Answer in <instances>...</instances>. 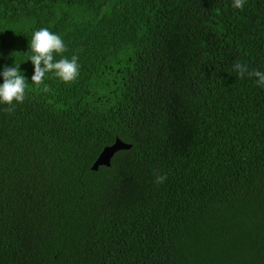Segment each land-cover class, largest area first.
<instances>
[{"label":"trees","instance_id":"trees-1","mask_svg":"<svg viewBox=\"0 0 264 264\" xmlns=\"http://www.w3.org/2000/svg\"><path fill=\"white\" fill-rule=\"evenodd\" d=\"M232 5L0 0V73L27 83L0 103V264H264V86L234 71L264 72V0ZM41 28L74 83H31Z\"/></svg>","mask_w":264,"mask_h":264},{"label":"clouds","instance_id":"clouds-1","mask_svg":"<svg viewBox=\"0 0 264 264\" xmlns=\"http://www.w3.org/2000/svg\"><path fill=\"white\" fill-rule=\"evenodd\" d=\"M245 3L246 0H233L232 6L236 9H243ZM30 50L33 53L30 57L33 65L32 84L37 87L44 84L47 73H53L55 77L66 84L74 83L77 80L80 71L78 56L73 55L71 59L63 57L67 48L59 35L50 32L47 28L35 31L30 41ZM57 55L61 56L59 60L55 59ZM234 71L240 78L246 74L256 77V83L264 86V72L258 70L249 72L247 66L239 62L234 64ZM0 76L3 77V83L0 84V103L8 105L6 111L12 112L14 101L19 104L25 100L26 78L20 73L18 65L5 66ZM43 91L48 92L50 89L45 85ZM166 179V175H157L155 182L162 184Z\"/></svg>","mask_w":264,"mask_h":264},{"label":"water","instance_id":"water-1","mask_svg":"<svg viewBox=\"0 0 264 264\" xmlns=\"http://www.w3.org/2000/svg\"><path fill=\"white\" fill-rule=\"evenodd\" d=\"M131 147V144H128L119 138H116L115 141L108 146L103 147V149L98 154L97 158L91 165V169L97 170L100 165L108 166L110 165V160L115 152L121 149H128Z\"/></svg>","mask_w":264,"mask_h":264}]
</instances>
